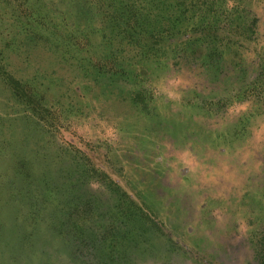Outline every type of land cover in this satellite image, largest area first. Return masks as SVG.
I'll return each instance as SVG.
<instances>
[{"label":"rangeland","instance_id":"1","mask_svg":"<svg viewBox=\"0 0 264 264\" xmlns=\"http://www.w3.org/2000/svg\"><path fill=\"white\" fill-rule=\"evenodd\" d=\"M125 4L114 0L112 9L119 14ZM98 5L97 0H0V46L12 31L19 32L22 42L6 49L10 59L4 64L26 82L18 90L20 98L12 95V100L9 82L0 75V85L6 87L0 95L8 115L20 112L27 118L26 136L33 139L23 142L27 147L12 145L5 160L16 167L26 155L22 150L37 153L38 168L31 169L47 184H41L47 192L36 209L25 205L26 199L10 204L0 196V264H71L75 233L62 207L75 192L70 185L83 179L77 162L120 187L160 225L162 233L152 228L149 243L141 247L149 250L143 264H244L251 235L264 226V111L247 99L221 117L203 92L185 100L188 81L207 89L231 88L241 84V75L231 70L215 83L211 76L185 71L176 84L177 75L160 56L139 70L155 99L135 103L130 93L136 65H127L120 77V72L98 75L95 69L109 58L99 35L103 25ZM39 7L48 18L38 24V35H22L32 30L26 24L28 8ZM259 14L264 27V10ZM108 25L104 31L113 34ZM93 30L78 50L77 38ZM249 58L244 61L251 80L258 70ZM165 90L179 98L169 99ZM27 99L44 109L45 122L27 110ZM110 128L114 138L108 136ZM102 181L86 188L107 205L112 195ZM107 222L94 213L84 225L86 233H102ZM107 243L101 241L98 253L109 252Z\"/></svg>","mask_w":264,"mask_h":264},{"label":"trees","instance_id":"2","mask_svg":"<svg viewBox=\"0 0 264 264\" xmlns=\"http://www.w3.org/2000/svg\"><path fill=\"white\" fill-rule=\"evenodd\" d=\"M86 1L92 3L93 0ZM97 2L103 25L99 28H103L99 35L108 46L109 58L100 61L95 69L98 75L112 77L120 72V77L127 73V65H136L138 70L134 73V87L130 93L135 103L146 104V100L155 99L145 86L148 78L142 77L143 74L139 70L146 67L145 61L155 60L160 56L167 60L166 68L174 71L177 75L175 80L179 82L182 79L178 75H184L185 71L211 76L215 83L229 77L231 70L241 75V84L231 88L207 89L206 86H198L196 82L188 81L190 87L186 90L185 100H188L191 94L199 96V92H203L204 96L207 94L206 99L213 102L221 117L231 114L230 109L247 99L259 103L264 111V27L262 15L259 14V10H264V0H126V4L119 8V14L116 13L117 10L112 9L114 0ZM123 2L124 0H120V5ZM27 12L26 24L32 30H26L22 35L32 33L37 36V26L48 18V14L44 13L41 7L32 10L28 8ZM11 18L10 16L8 19ZM107 25H111L113 34L104 31ZM94 32H85L77 38L75 44L79 46L78 50L82 46L80 43H86L89 40L88 35ZM17 36L19 32L12 31V35H6L4 46H0V75L3 76L4 82H9L6 84L10 86L8 87L12 95L20 98L21 93L18 90L23 88L26 82L15 77L4 64H8L10 59L4 55L6 49L19 47L22 43L21 38ZM247 55H250L249 61L258 70L251 80H248V64L244 61ZM89 67L90 61L87 65V68ZM215 97L217 99H214ZM27 101V110L45 122L40 112L44 109L40 110L31 101ZM76 165L78 172L82 170L83 179L70 185L75 192L62 207L65 215H69L67 222H70L69 227L75 233L76 248L71 264H143L149 250L146 246L141 247L143 243H149L152 228L161 232L160 225L149 217L143 207H137L128 200L120 187H113L111 181H102L97 173L86 165L80 166L79 162ZM28 166L29 164H26L19 172L13 174L11 200L12 203L17 200L22 203L26 199L25 205L36 209L45 200L42 196L47 191L42 190V186L46 187L47 184L43 175L41 180H38V175L34 176ZM23 178L29 180L26 186L21 183ZM100 181L112 195L107 197V205L103 204L100 195L90 193L86 188ZM36 192L41 196L37 197ZM94 213L100 218H107L108 222L102 228L105 230L102 233L87 234L84 225ZM115 217L117 220L113 221ZM59 222L67 228L64 219ZM108 240L109 252L103 255L102 251L98 253L101 241ZM249 241L251 252L245 257L244 264H264V226L255 231Z\"/></svg>","mask_w":264,"mask_h":264},{"label":"crops","instance_id":"3","mask_svg":"<svg viewBox=\"0 0 264 264\" xmlns=\"http://www.w3.org/2000/svg\"><path fill=\"white\" fill-rule=\"evenodd\" d=\"M6 88L4 85H0V88ZM8 90V89H7ZM10 98L13 100L11 91ZM4 101L0 95V196L6 197L4 203H12L11 200V180L14 173L19 172L26 164H29V168H38L37 164V153H30L29 151L22 150L25 153V157L20 160V164L13 167L10 161L5 160L6 157L9 159V149L16 147L19 143H31L33 141L32 136H26L29 133V127H27V118L21 117L20 112L18 116L8 115ZM18 113V112H17ZM25 131V132H24ZM21 132V133H20ZM16 144V145H15ZM24 144V143H23ZM20 145V144H19ZM30 145V144H29ZM28 145V146H29ZM23 147H27L24 144ZM11 152V151H10ZM8 161V162H7ZM34 165V166H33ZM18 201H15L17 203ZM21 203V202H18ZM1 211V204H0Z\"/></svg>","mask_w":264,"mask_h":264},{"label":"clouds","instance_id":"4","mask_svg":"<svg viewBox=\"0 0 264 264\" xmlns=\"http://www.w3.org/2000/svg\"><path fill=\"white\" fill-rule=\"evenodd\" d=\"M231 6H232V5H231V2H229V7H231ZM174 83L178 84L179 81H176V82H174ZM165 91H167V90H165ZM167 96H168L169 99H178V98H179L178 95H177L175 92H173V91H167ZM245 107H246V106H242L240 110H245ZM108 136H109L110 138H114V136H115V132H114L113 129L110 128V129L108 130ZM92 187H96V184H92Z\"/></svg>","mask_w":264,"mask_h":264}]
</instances>
